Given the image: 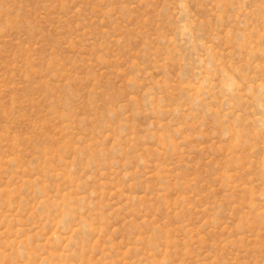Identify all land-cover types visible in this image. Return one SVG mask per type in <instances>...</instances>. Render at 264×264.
<instances>
[{"label":"rangeland","instance_id":"374dc122","mask_svg":"<svg viewBox=\"0 0 264 264\" xmlns=\"http://www.w3.org/2000/svg\"><path fill=\"white\" fill-rule=\"evenodd\" d=\"M0 264H264V0H0Z\"/></svg>","mask_w":264,"mask_h":264}]
</instances>
